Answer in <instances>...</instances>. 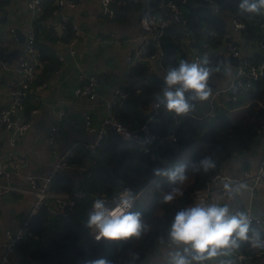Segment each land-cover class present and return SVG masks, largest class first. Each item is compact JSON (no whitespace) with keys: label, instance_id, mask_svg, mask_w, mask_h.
<instances>
[{"label":"crops","instance_id":"crops-1","mask_svg":"<svg viewBox=\"0 0 264 264\" xmlns=\"http://www.w3.org/2000/svg\"><path fill=\"white\" fill-rule=\"evenodd\" d=\"M28 1L0 0V49L4 47L7 54L15 49L22 51L27 39V30L33 25L36 28L40 55L50 53V60L39 64L38 74L27 100L25 117L31 121V129L17 146H13L11 133L0 125V161L9 174V178H0V184L15 188L27 187L28 178L49 176L59 155L74 141L91 142L93 136L85 130L84 121L87 116H91L93 123L99 127L106 113V105L114 97L117 89L136 94L143 85L141 81L132 78V72L127 69L126 62L129 53L137 57L143 43L141 17L136 7L118 9L116 17L109 20L103 14L101 0H75V8H66L58 15H53L50 10L54 6L57 8L59 0H54L53 4L47 3L46 10L41 15H35L29 10ZM232 15L240 17L237 14H228V24ZM64 18L77 24L81 31L74 46L75 55L71 54L68 46L74 33L71 27L62 29ZM12 30L15 31V35L11 33ZM177 30L175 27L174 35L177 34ZM227 31L226 38L236 44L243 45L245 38L250 39L245 36L246 32L232 33L229 25ZM194 43L195 38L191 33V39L183 47L186 51V60L193 61ZM219 47L211 51L223 57V51ZM57 54H61L64 61H59ZM17 62L18 60L12 63L0 61V107L10 104L8 93L10 82L20 80L15 72ZM4 64L10 65L11 70L6 71ZM156 73L163 78L162 72ZM85 75H94L99 79L98 97L94 101L81 99L75 94L81 87V79ZM213 83L215 87H225L219 80H213ZM152 103L148 108L142 105L139 112H124L129 113L131 120L135 121L133 123H136L137 120L132 119L134 115L148 117L153 111ZM199 106L201 112L206 108V103ZM246 107L247 105L244 108ZM61 112L65 113L63 118H60ZM54 126L58 127L62 140L50 144L47 135ZM89 160L84 157L83 162H75L65 175L77 183L81 182L87 172L85 165L90 163ZM262 160L264 137L257 139L252 151L228 161L222 168V173L227 177L242 179L247 171L256 173ZM217 194L220 193L217 192L215 196ZM51 203L54 204L53 199ZM236 203L241 208H251L253 213L261 218L264 216V191L261 189L255 193L244 192L237 198ZM33 205L34 198L31 195L16 190H1L0 228L16 230L31 213ZM1 241L4 242L5 238L2 237ZM31 244L34 246L37 243ZM160 254L161 245L149 262L158 259ZM3 255L4 251L0 249V261ZM23 258V253L18 247L11 257L10 264H19ZM253 264H264V256L255 259Z\"/></svg>","mask_w":264,"mask_h":264},{"label":"trees","instance_id":"trees-1","mask_svg":"<svg viewBox=\"0 0 264 264\" xmlns=\"http://www.w3.org/2000/svg\"><path fill=\"white\" fill-rule=\"evenodd\" d=\"M165 1H174L182 5L183 0ZM194 1L201 7L193 9L182 5L187 13V30L195 38L193 46L204 49L205 45H209V49L205 50L210 52L215 61L224 60L211 50L219 47L221 40L227 36V15H239L237 8L239 0H214L220 6L222 16L214 15L206 0ZM47 3L53 4L54 0H47ZM55 9L56 6L52 7L51 13ZM239 16L248 25L245 36L250 39L255 38L259 21L255 17ZM159 45L163 53L161 62L165 72L169 67L178 65L181 59L186 60L181 34L165 33L159 40ZM155 52L158 51L155 46H152L150 54ZM40 60L41 63L50 60V53L40 55ZM131 76L142 82L141 95L151 97L145 104L148 108L152 102L156 101L155 96L163 86V78L157 73H150L149 65L141 62L134 67ZM126 92L130 93L128 90ZM130 94L134 95V93ZM246 105L240 118L235 121L227 112L209 121H202L189 115L181 118L176 129L178 144L172 146L167 143L160 146L152 155L138 153L134 144L124 142L118 135L111 133L103 143L101 158L89 168L81 182L77 183L65 174L54 181L53 191L55 192L71 193L82 190L88 193L89 197L78 202L74 214L57 221H51L47 209L43 208L32 219L31 230L40 237L51 236L49 243L47 247H30L22 243L19 249L24 258L19 261V264H90L91 261L101 258L108 260L110 264H128L132 252H138L141 262L147 264L160 247L157 237L163 234L175 213L193 205L197 192L207 188L212 178L228 161L249 153L256 145L257 139L264 132V80L258 83L255 90L246 93L233 108L237 109ZM199 111L200 106L197 104L191 114H198ZM119 114L125 121L135 122L131 120L129 113L120 110ZM132 119H136V123L143 124L147 117L135 114ZM172 123L171 117L160 123H152L151 128L154 133L165 134L169 132ZM195 145H198V148L190 161L210 155L216 167L207 174L190 173L187 182L181 186L183 196L178 197L171 204L161 202L162 193L170 189L168 181L162 182V178L158 179L160 190L156 191L147 205L141 204L139 200L136 201L133 210L141 212L143 218L153 225L151 233L139 240H132L121 245L94 239L90 229L85 227V223L87 213L96 197L111 200L126 187L132 188L139 196L150 185L148 179L151 178L153 169L166 168L165 161L169 164L172 159ZM80 156L76 158L73 166L75 162H83L84 157L88 159L86 155ZM109 168L113 170L110 171ZM241 250L249 252V247L245 245Z\"/></svg>","mask_w":264,"mask_h":264},{"label":"built area","instance_id":"built-area-1","mask_svg":"<svg viewBox=\"0 0 264 264\" xmlns=\"http://www.w3.org/2000/svg\"><path fill=\"white\" fill-rule=\"evenodd\" d=\"M187 1L188 0H183L182 5L187 6ZM206 2L214 15H223L220 6L214 0H206ZM101 4L103 14L109 20L116 17L118 9L125 10L129 7H136L139 11L143 43L139 48L136 58L131 53L126 56L127 69L130 72L141 62L149 65L150 73L162 72L163 75L165 74L161 62L163 53L160 50L159 40L166 33L165 30L168 27L173 26L178 29L176 33L181 34L183 47L185 46L184 44H187V41L191 39V33L187 30L188 19L186 10L177 2L165 0H144L143 2L140 0H101ZM46 5L47 0L28 1L29 10L35 15L44 13ZM75 7V0H59L53 15L62 14L66 8L73 9ZM254 17L259 21V29L255 38H245L246 41H244V44L239 45L229 41L228 38L225 37L221 40V45L219 47V49L223 51V58L226 62L230 63L228 60L229 57H233L237 60L236 66L231 63L230 65H233L234 71L240 74L237 83L241 86L238 90L233 91L230 86L215 87L213 81H211L210 86L213 89V97L205 102V109L198 114L192 115L190 113L189 116H193L202 121H209L216 119L222 113H231L234 110L233 106L237 105L246 93L255 90L258 83L264 80V15ZM228 25L232 33L243 34L247 30V24L241 20L240 17L235 15L230 17ZM69 27H71L74 36L68 46H70L71 54L75 55L74 46L78 42L81 31L77 24H73L68 18H64L62 20V29L66 30ZM11 33L15 35L14 30H12ZM26 37V42L15 69L20 80L10 82L8 86V93L11 100L10 104L5 107H0V125L11 133V144L13 146H17L20 140L24 138L32 127L31 121L25 117V112L27 100L38 74L39 64L41 63L40 53L37 48V33L35 26L31 25L29 27ZM152 46H155L158 51L157 53L150 54ZM205 49H209V45H205L204 49L195 48L192 54L193 61L207 55L215 62L214 57ZM57 58L61 62L64 61V57L61 54H57ZM4 69L10 71L11 67L8 64H4ZM81 83V87L75 91L76 96L90 101L96 100L100 84L98 77L94 75H85L82 77ZM141 93V89L137 90L134 95L117 89L114 97L106 105V113L99 127L93 123L91 116H87L84 121L85 130L92 134V141L88 143L74 141L70 147L59 155L53 172L49 176L28 178V185L25 188H15L10 185L4 186L0 184V191L16 190L31 195L34 198V205L31 213L16 230H2L0 228V249L4 251L0 264H10L11 257L22 243H29L32 247H47L51 236L40 237L35 235L31 230L32 219L39 214L43 208L47 209L51 221H57L62 218L70 217L76 212L78 202L89 197L88 193L82 190H75L71 193H58L53 191L54 181L59 176L64 175L66 171L73 166L78 155H86L90 159V163L85 165L88 171L89 168L93 167L101 158L100 153L103 143L111 133L118 135L124 142L134 144L137 152L140 154L152 155L155 150L167 143L172 146L178 144L176 129L180 123V119L168 114L162 106L157 107L156 101L152 103L153 111L143 124L128 122L121 118L119 109L123 102L129 97L137 98L141 96ZM64 116L65 113L61 112L60 118ZM171 117L173 118V123L168 133L160 134L152 131V123H160ZM261 137H264V132L259 136V139H261ZM61 140L62 135L58 127H52L47 135L48 143L55 144ZM0 178H9V174L1 161ZM225 184L244 185L245 190L242 194L246 191L255 193L258 189L264 191V160H262L260 168L256 173L247 171L244 173L242 179L227 177L222 173V170H220L212 178L207 188L197 192L194 203L210 201L217 192L222 193ZM125 189L130 190L134 194L136 203L139 198L137 193L130 187H126L124 190ZM119 194L111 200L105 197H96L95 199H103L112 207ZM51 199L54 200V204L51 203ZM248 210L254 217L253 226L264 230V220L255 215L251 208H248ZM90 231L95 239L94 233L91 229ZM2 237L5 238L4 242L1 241ZM30 242H36L37 244L33 246ZM263 256L264 251L249 248V252H244L240 249L239 252L236 253L234 259L236 260V264H253L255 259Z\"/></svg>","mask_w":264,"mask_h":264},{"label":"clouds","instance_id":"clouds-1","mask_svg":"<svg viewBox=\"0 0 264 264\" xmlns=\"http://www.w3.org/2000/svg\"><path fill=\"white\" fill-rule=\"evenodd\" d=\"M238 14L254 17L264 15V0H239ZM239 75L229 62H213L204 55L195 61L181 59L163 75V86L155 96L157 107L181 119L213 97L210 82L219 80L233 91L241 85ZM216 167L214 159L202 156L198 160L179 163L168 168L152 170L150 185L158 186L159 178H166L170 189L162 193L161 202L171 204L183 196L181 186L189 174H207ZM244 185L225 184L222 193L210 201L194 203L177 211L163 234L157 237L161 245L158 259L149 264H236L234 257L243 246L264 251V230L253 227V215L241 208L237 198ZM135 196L125 189L110 207L105 200L95 199L87 213L85 227L92 230L97 241L115 242L118 245L139 240L153 231L141 212L134 211ZM127 254V253H126ZM143 264L138 252H132L128 264ZM90 264H110L97 259Z\"/></svg>","mask_w":264,"mask_h":264},{"label":"water","instance_id":"water-1","mask_svg":"<svg viewBox=\"0 0 264 264\" xmlns=\"http://www.w3.org/2000/svg\"><path fill=\"white\" fill-rule=\"evenodd\" d=\"M186 5L190 8H199L201 7V5L197 4L195 1L193 0H188ZM166 33H169L171 35H174L175 33V28L173 26L168 27L165 30ZM23 39L21 38V43H23ZM21 55V49H15L14 51H12L10 54H7L5 52V48L2 47L0 49V61L2 62H7V63H12L15 60H18V58ZM234 66L237 65V60L234 59L233 57H229L228 59ZM151 97H144V96H139L137 98H133V97H129L127 100H125L123 102V104L121 105V109L123 111H131V112H139V108L142 105H145L146 103H148L150 101ZM165 165H168V161H165ZM110 171H112V168H109ZM262 219L264 220V216L262 217Z\"/></svg>","mask_w":264,"mask_h":264},{"label":"rangeland","instance_id":"rangeland-1","mask_svg":"<svg viewBox=\"0 0 264 264\" xmlns=\"http://www.w3.org/2000/svg\"><path fill=\"white\" fill-rule=\"evenodd\" d=\"M244 107H242L240 109H234L233 113H231V116L234 119V121L238 120L240 118V116L242 115V113L245 109ZM197 148H198V145H195L194 147L184 151L183 153H181L180 155H178L177 157L172 159L166 168L172 167V166L179 164V163H185V162L190 161L193 154L197 150ZM165 180H167V179L162 178V182ZM160 188H161L160 186L149 185L139 195V198H138L139 202L143 205H147L153 199V196L155 195L156 191L160 190Z\"/></svg>","mask_w":264,"mask_h":264}]
</instances>
